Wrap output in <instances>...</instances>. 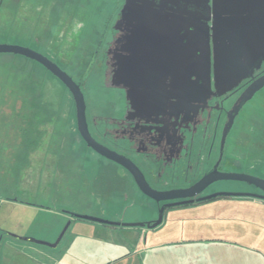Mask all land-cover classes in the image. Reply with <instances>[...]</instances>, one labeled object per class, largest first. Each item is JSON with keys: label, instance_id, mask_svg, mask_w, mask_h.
Instances as JSON below:
<instances>
[{"label": "rangeland", "instance_id": "obj_1", "mask_svg": "<svg viewBox=\"0 0 264 264\" xmlns=\"http://www.w3.org/2000/svg\"><path fill=\"white\" fill-rule=\"evenodd\" d=\"M53 2L0 0V45L39 50L79 82L88 65L81 55L96 49L95 43L85 44L84 38L104 30L115 0H80L88 12L77 9L71 15L64 13L59 21L57 10L62 9L65 0L54 10ZM82 91L92 115L104 97L121 102L115 90H103L97 71L90 73ZM245 112L230 137L235 170L243 168L242 149L250 152L255 145L262 153L264 148V89ZM91 154L78 132L76 104L67 87L26 57L0 54L1 227L9 218L8 230L22 228L24 232L25 227L36 225L41 226V233L53 227L61 228V233L71 221L64 238L70 244L63 249L65 258L59 257L60 264H83L90 261L89 257H99L101 262L105 257L117 260L122 255L121 264H264V200L243 196L257 191L245 182L230 183L233 192L241 195L228 199L232 205L228 210L215 211L218 205L213 203L176 208L153 229L103 227L117 232L112 235L105 229L94 231V227H102L97 222L65 213L122 224L150 222L140 217L158 218L159 208L145 196L130 192L125 200L120 193L115 194L119 191L115 177L111 174L110 178H102L100 160L91 168ZM258 172L264 175V169ZM29 206L52 209L45 211L41 223L34 221L38 215H32L30 221L26 214L17 224L23 217L19 211L29 210ZM207 239L225 244L210 250L204 244ZM83 242L90 249L87 252L81 251ZM178 243L181 245L177 247ZM144 249L146 252L141 253ZM81 258L84 261L80 262Z\"/></svg>", "mask_w": 264, "mask_h": 264}, {"label": "flooded vegetation", "instance_id": "obj_2", "mask_svg": "<svg viewBox=\"0 0 264 264\" xmlns=\"http://www.w3.org/2000/svg\"><path fill=\"white\" fill-rule=\"evenodd\" d=\"M79 1L65 0L62 9L58 8L57 10L56 15H60L58 21L61 20L64 13L71 15L77 9L88 12V9L81 7ZM152 1L159 5L162 3L161 0H137V4L147 6L146 3H152ZM60 2L62 0H54L51 5L53 10ZM125 4L126 0H115L111 13H108L105 21L104 30L95 32L93 37L86 36L84 38L85 44L95 43L96 49L81 55L85 56L84 59L88 64L81 80L77 82L70 75L82 90L90 73L97 71L100 73L103 90L108 92L115 90L120 95L121 102L104 97L101 101L102 105L98 106V110L93 115L89 114L87 107L86 116L91 136L99 144L131 160L143 173L151 188L159 192L189 189L210 172L250 173L249 175L258 177V171L264 169V148L261 150L262 153L256 149L255 145L250 152L249 149H242V153H245L241 158L243 168L235 170L232 167L233 151L230 137L238 120L246 113V107L263 89L243 106L233 127L224 141L223 139L225 127L229 121V113L234 109L242 93L256 79L264 75V64L260 70L255 72L253 78L242 81L239 86L228 93L222 94L223 90L219 89L218 91L215 85L212 86V92L206 99L201 91L192 93V89H189L187 92L181 82L176 83V78L181 80L184 76L183 56L185 51L183 47H180V42L177 43L178 47L170 46V43H165V32L153 34L149 26H147L148 32L134 31L138 23H132L129 27L122 18ZM156 6L158 7L157 4ZM141 11L142 15L149 13L148 10ZM130 29L134 32L130 33ZM130 37L132 38L131 42L129 41ZM173 44L174 42H171V45ZM35 51L42 54L39 50ZM42 55L47 57L44 53ZM166 55H168L167 58ZM170 55L173 56V59L175 58L176 62H172L173 69L167 72L168 68L165 63H168ZM47 58L51 60L49 57ZM128 58H130V62H128ZM32 62L38 65L40 71L45 70L52 78L58 79L39 62L35 60ZM128 64L131 66L130 70L135 81L133 83L132 80V84L136 87L132 99L128 97V89L118 74L119 70L124 68L123 65ZM61 69L67 72V69ZM60 82L62 83V81ZM172 82L174 85H171ZM168 88L170 89L168 90ZM169 92H172L180 100L187 99V102L181 103L177 98H170ZM182 92H185L184 95L181 94ZM186 92L188 96H186ZM89 115H92L90 121ZM70 116H74V113ZM82 140L85 142L83 138ZM85 146L92 153L91 168H94V165L100 160L101 165L98 166L101 168L102 178H110L113 174L112 176L117 182L116 188L119 190L115 191V194L120 193L125 197V200H128L131 193H137L148 198L151 203H155L159 211L168 204L194 200V203L191 204L166 208L164 215L176 208L181 210L206 203L218 205L215 211L221 212L232 206L228 199L235 197L231 195V193L234 194L233 187L230 188V183L233 180L213 182L194 198L157 202L142 193L135 178L125 167L95 152L88 147L86 142ZM259 178L264 179V175L260 174ZM253 194L264 195V192L257 188ZM213 195L217 196L205 201L199 200ZM65 213L73 217V214L68 211ZM144 221L152 223L154 220Z\"/></svg>", "mask_w": 264, "mask_h": 264}, {"label": "water", "instance_id": "obj_3", "mask_svg": "<svg viewBox=\"0 0 264 264\" xmlns=\"http://www.w3.org/2000/svg\"><path fill=\"white\" fill-rule=\"evenodd\" d=\"M161 2L160 5L152 1V3H146L148 4L147 6H139L137 0H126L122 18L129 27H131L132 23L137 22L138 24L134 30L137 32H148L147 26L150 27L153 34L165 32V43H170V46L178 47L177 43L180 42V47H183L185 51L183 56L184 76H182L181 80L176 78V83L181 82L183 84L182 87L187 92L189 89H192V93L201 91L204 94V99H206L212 92V86L215 85L218 91L221 89L223 90L222 94H225L239 86L242 81L253 78L255 72L262 68L264 64V0H161ZM141 10H148L149 13L142 15ZM134 31L129 30L130 33ZM129 41H132L131 37ZM171 42H174V44L171 45ZM0 54L20 55L35 60L62 81L74 98L78 131L88 147L125 167L135 178L142 193L153 200L163 202L194 198L198 193L218 180L246 182L264 192L263 178L243 173L220 172H210L196 185L186 190L169 192L154 190L147 183L140 169L131 160L109 150L91 136L86 116L87 105L85 96L81 86L67 72L63 71L44 55L29 47L2 44L0 45ZM165 57L167 58L168 55ZM128 62H130V58H128ZM172 62H176V60L170 55L168 63H165L168 68L167 72L173 69L171 67ZM123 67L118 74H120L122 83L128 89V97L132 99L136 87L132 84V80L133 83L135 81L130 70L131 66L128 64L126 66L123 65ZM171 85H174V83L172 82ZM262 89H264V75L256 79L242 93L234 109L229 113V121L225 127L223 141L233 127L240 110ZM187 92L186 96H188ZM184 93L182 92L181 94L184 95ZM168 95L170 98L179 99L172 92H169ZM180 101L181 103H186L187 99ZM231 195L240 196L241 194L231 193ZM242 195L264 200V195ZM215 196L217 195L204 197L199 200L205 201ZM191 203H194V200L163 206L159 211L158 219L152 223L122 224L80 214H74L73 217L103 225L153 229L163 223L166 208ZM70 225L71 221L67 223L55 243L19 236L9 232L6 234L22 241L57 248ZM1 238L2 236L0 240Z\"/></svg>", "mask_w": 264, "mask_h": 264}, {"label": "crops", "instance_id": "obj_4", "mask_svg": "<svg viewBox=\"0 0 264 264\" xmlns=\"http://www.w3.org/2000/svg\"><path fill=\"white\" fill-rule=\"evenodd\" d=\"M8 201H11L10 198H8ZM12 201H15L14 203H17V204L19 203L17 200H12ZM30 207L32 209H30ZM49 209H52V208H45L44 206H41L40 208H35L32 206H29V210L25 209V211H21V212L19 211V213L23 214V217L18 218L19 222L17 224H19L24 219V216L26 218V214L30 215L31 217L30 221H32L33 219L32 215L34 214L38 215L37 217L34 218V221H38L41 223L42 222L41 220L43 218L42 215L45 213V211H48ZM147 219L148 218H142V217L139 218V220H142V221L147 220ZM3 223H4L3 227L6 229V225L10 223V219L7 218L3 220ZM101 226L102 227H94V231H97V232L105 231L106 233H109L112 235L117 234V232L115 231H109L103 228V227H108V228H117V227H109L103 224H101ZM3 227L0 226V235L2 236L0 240V264H60L61 262L59 261V257L61 259L65 258V254H66L65 250L70 244L69 241L67 240L64 241V238L67 235V232L65 233L63 239L61 240L57 248H51V247L40 245V244L22 241V240L13 238L6 234L7 232H11V233H15L18 235H22L24 237H32V238L43 240L49 243H55V241L58 239L60 235L61 228L53 227L52 228L53 230L49 232L41 233L42 231L41 226L36 228V225L34 226V228L25 227L24 232L21 231L22 228H19L17 231H15L11 229L8 230L9 228L5 230ZM5 236L9 237V239H5ZM204 244H205V247H209V249L212 250L214 248H219L221 245L225 244V242L221 240L212 241L211 239H207V241H205ZM167 245L170 246L169 244ZM176 245L178 247V245H181V244L178 243ZM168 246H166L165 244V247H168ZM88 249H89L88 245L84 244L83 242L81 244V251L83 250L84 252H87ZM139 249H137V251H139ZM146 250L147 249H144L143 251L141 250V253L146 252ZM95 253H96V250L93 251L94 255ZM88 254H90V252ZM124 256L125 255L119 256L117 260H113L112 258L105 257L103 259L104 260L103 262L98 260L99 257L97 258L89 257L88 259H90V261H87V263L84 262L83 264H121L123 263L121 258ZM119 259L121 260L118 261ZM72 260L76 261L77 259L73 258ZM82 261L84 260L81 258L80 262Z\"/></svg>", "mask_w": 264, "mask_h": 264}, {"label": "trees", "instance_id": "obj_5", "mask_svg": "<svg viewBox=\"0 0 264 264\" xmlns=\"http://www.w3.org/2000/svg\"><path fill=\"white\" fill-rule=\"evenodd\" d=\"M8 55H13V54H8ZM2 205H3V203H2V200H1V197H0V210H1V208H2ZM105 226H109V227H117V226H111V225H105ZM119 227H122V226H119Z\"/></svg>", "mask_w": 264, "mask_h": 264}]
</instances>
